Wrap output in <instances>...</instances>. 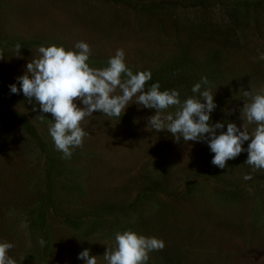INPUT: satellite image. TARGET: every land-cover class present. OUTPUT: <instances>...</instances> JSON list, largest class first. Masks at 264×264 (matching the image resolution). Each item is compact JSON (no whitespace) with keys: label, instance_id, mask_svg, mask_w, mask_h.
I'll list each match as a JSON object with an SVG mask.
<instances>
[{"label":"rangeland","instance_id":"obj_1","mask_svg":"<svg viewBox=\"0 0 264 264\" xmlns=\"http://www.w3.org/2000/svg\"><path fill=\"white\" fill-rule=\"evenodd\" d=\"M78 41L91 46L94 68L123 48L134 73L151 70L181 101L198 95L191 89L206 76L216 103L210 122H224L218 134L229 121L242 131L244 91L264 89V0H0V242L14 245L7 255L16 264H85L79 253L89 249L107 264L115 234L133 230L165 241L147 264H171L165 252L177 264H264V169L245 163L247 151L221 169L207 140L150 130L156 109L133 102L120 118L86 117L90 135L62 159L51 114L10 85L20 88L41 45Z\"/></svg>","mask_w":264,"mask_h":264},{"label":"clouds","instance_id":"obj_2","mask_svg":"<svg viewBox=\"0 0 264 264\" xmlns=\"http://www.w3.org/2000/svg\"><path fill=\"white\" fill-rule=\"evenodd\" d=\"M20 48L17 44V52ZM38 53V58L27 63L25 74L17 78L20 88L12 84L10 91L18 93L22 90L29 103L34 101L40 112L51 114L53 122L48 130L55 148L63 154L62 159H70L74 150L83 147L85 137L90 135L84 126L86 117L101 111L108 117L120 118L126 107L135 102L156 109L148 118L150 130H167L177 142L181 139L184 142L207 140L215 154L212 159L215 166L223 169L228 160L247 151L245 163L253 166V170L264 169V89L256 93L244 91L243 95L248 99L241 109L242 131L229 121L227 130L218 134L217 130L224 128V122H210L216 103L206 76L191 89L198 95L181 101L179 90L162 91L158 81L146 88L152 79L151 70L134 73L127 64L123 48L117 49L103 68L90 67L88 61L92 49L85 41H78L69 49L63 45H41ZM260 58L264 59V54ZM170 108L175 111H168ZM43 117L41 115L42 120ZM253 124L255 128L250 131L248 126ZM249 139L250 143L244 149L242 146ZM243 178L250 180L252 176L246 174ZM13 246L10 242H0V264H16L7 255ZM165 246L162 238L125 230L115 234V248L108 247L103 257L107 264H147L150 253L163 250ZM78 258L85 264H97V256L90 255L89 249L80 252Z\"/></svg>","mask_w":264,"mask_h":264},{"label":"trees","instance_id":"obj_3","mask_svg":"<svg viewBox=\"0 0 264 264\" xmlns=\"http://www.w3.org/2000/svg\"><path fill=\"white\" fill-rule=\"evenodd\" d=\"M192 58H187V57H185L181 62L182 63H185V64H187V65H189V64H191V62H192ZM178 62L180 63V61L178 60ZM197 62H199V60H197ZM152 80H153V82H157L158 80L160 81V79H158V78H156L155 80L154 79H151V81H149V82H147V86L148 87H150L151 86V84H153V82H152ZM157 80V81H156ZM158 81V82H159ZM160 83V82H159ZM165 256H164V261H167V262H169V263H175V264H177V262L174 260V256L173 255H170L168 252H165V253H163ZM154 261V260H153ZM153 264H161V263H159V260L157 261V262H154Z\"/></svg>","mask_w":264,"mask_h":264}]
</instances>
